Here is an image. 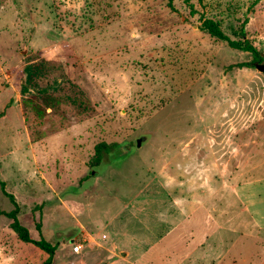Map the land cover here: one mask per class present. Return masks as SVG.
<instances>
[{
  "label": "rangeland",
  "instance_id": "374dc122",
  "mask_svg": "<svg viewBox=\"0 0 264 264\" xmlns=\"http://www.w3.org/2000/svg\"><path fill=\"white\" fill-rule=\"evenodd\" d=\"M256 2L0 0V180L52 264H264V73L202 29L255 46Z\"/></svg>",
  "mask_w": 264,
  "mask_h": 264
},
{
  "label": "trees",
  "instance_id": "16d2710c",
  "mask_svg": "<svg viewBox=\"0 0 264 264\" xmlns=\"http://www.w3.org/2000/svg\"><path fill=\"white\" fill-rule=\"evenodd\" d=\"M187 3H190V0H186ZM202 29L209 33L212 37L220 40L227 42L229 46L233 49L248 52L253 56V62L251 63H245L243 64V67H252L254 66L255 63H260V65H264V54L259 51L249 39L246 38V32L243 29L241 32V37L244 39L243 42L231 40L221 29L219 23L215 22L214 20L211 19H204L203 24H202ZM29 84L32 85L33 79H32V69L31 67L29 68ZM117 146H119L118 143H112V144H107V143H101L97 146L95 155L93 157V162L95 165H100L108 153H110L113 149H115ZM0 185L1 188L3 189L4 193L10 198L11 202L14 204L15 209L12 212L6 213L3 212L0 209V215H5L8 218L12 220L11 227L13 231L18 235L19 239L23 241L24 243H32L36 247H39L45 251H47L50 254V258L46 261L45 264H52L53 262V257L56 251V247L51 245L46 241L45 238H41L40 240H33L31 238L29 230L21 224L18 214L20 211V207L15 199V197L11 194H9L6 191V184L5 182H2L0 180ZM37 230L41 231L40 225L37 226Z\"/></svg>",
  "mask_w": 264,
  "mask_h": 264
},
{
  "label": "crops",
  "instance_id": "0c3cea01",
  "mask_svg": "<svg viewBox=\"0 0 264 264\" xmlns=\"http://www.w3.org/2000/svg\"><path fill=\"white\" fill-rule=\"evenodd\" d=\"M263 3L264 1L257 0V2L255 3L256 4L255 12H253L252 14L253 16L250 18V20L247 21L246 24L247 25L246 30L250 33L254 32L253 29L255 28V31L257 32L256 35L257 40L255 41V47H258L257 49L262 53H264V13H261L260 8L263 7ZM242 155H243V151H242ZM241 158L243 160V157ZM241 190H243V186L240 187V191ZM244 254L245 253L243 252V255ZM243 262H245L244 258H243Z\"/></svg>",
  "mask_w": 264,
  "mask_h": 264
},
{
  "label": "water",
  "instance_id": "95a60500",
  "mask_svg": "<svg viewBox=\"0 0 264 264\" xmlns=\"http://www.w3.org/2000/svg\"><path fill=\"white\" fill-rule=\"evenodd\" d=\"M256 68L264 73V65H257ZM147 140V138H142L138 140V146L140 147L142 145V142Z\"/></svg>",
  "mask_w": 264,
  "mask_h": 264
},
{
  "label": "built area",
  "instance_id": "2783aa9c",
  "mask_svg": "<svg viewBox=\"0 0 264 264\" xmlns=\"http://www.w3.org/2000/svg\"><path fill=\"white\" fill-rule=\"evenodd\" d=\"M82 247L83 246L81 244H74L73 250H74L75 253L79 254L82 251Z\"/></svg>",
  "mask_w": 264,
  "mask_h": 264
}]
</instances>
